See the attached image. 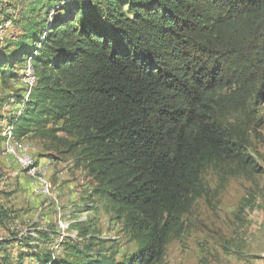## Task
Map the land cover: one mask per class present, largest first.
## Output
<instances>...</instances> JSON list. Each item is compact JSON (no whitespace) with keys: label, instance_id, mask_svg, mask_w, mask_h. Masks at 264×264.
Instances as JSON below:
<instances>
[{"label":"trees","instance_id":"obj_1","mask_svg":"<svg viewBox=\"0 0 264 264\" xmlns=\"http://www.w3.org/2000/svg\"><path fill=\"white\" fill-rule=\"evenodd\" d=\"M28 10L18 37L0 47L2 83L18 81L27 63L35 79L8 123L16 138L74 151L94 183L90 197L110 204L136 250L118 258L96 237L13 262L18 241L7 237L0 264L162 263L205 194L204 173L255 170L243 128L264 100V0H32ZM2 141L0 130V156Z\"/></svg>","mask_w":264,"mask_h":264},{"label":"rangeland","instance_id":"obj_2","mask_svg":"<svg viewBox=\"0 0 264 264\" xmlns=\"http://www.w3.org/2000/svg\"><path fill=\"white\" fill-rule=\"evenodd\" d=\"M31 1L0 0L6 5V14L0 15V47L14 41L22 31L21 25L28 23ZM39 12L32 14L33 21ZM27 67L22 69L20 81H0L1 132L16 110L15 98L10 97L14 92L22 95L27 85L23 79L32 76ZM256 109L254 120L243 128L255 170L228 164L209 168L203 176L205 194L183 217L184 229L171 238L160 264H264V100ZM23 143L37 164L47 165L51 189L36 194L37 184L7 158L2 142L0 209L7 212V220L0 225V239H17L9 250L13 262L18 254L30 250L56 256L57 252L65 253V244L83 248L89 239L97 238L106 247L112 246L118 258L136 250V243L123 232L110 204L98 196L90 197L94 183L84 165L76 163L74 151L31 135ZM73 193L78 195L71 196ZM33 262L24 260V264Z\"/></svg>","mask_w":264,"mask_h":264},{"label":"bare ground","instance_id":"obj_3","mask_svg":"<svg viewBox=\"0 0 264 264\" xmlns=\"http://www.w3.org/2000/svg\"><path fill=\"white\" fill-rule=\"evenodd\" d=\"M27 64H28L27 68L30 70L31 69L30 63H27ZM28 74H32V76L30 75V76H27L25 79H23V82L27 84L26 89L23 92L22 100L14 104L16 105V110L14 113H12V116L19 115L22 109H24L25 104L29 99L30 90L34 84V76H33L32 69H31V73L29 72ZM1 137L3 138V141H2L3 148H4L5 154L7 155V158L10 159L12 162L16 163V165L19 168L25 170L27 174L29 175V177L32 180H34V183L37 184L35 193L40 194L43 191L49 192L48 190L51 189V186L47 179V174H48L47 165L37 164L36 163L37 161H35L33 156L29 155L30 150L24 144L25 142L23 143L24 138H16L13 134V127L9 123H7L5 128H3L1 132ZM38 165H40V168L38 167Z\"/></svg>","mask_w":264,"mask_h":264},{"label":"crops","instance_id":"obj_4","mask_svg":"<svg viewBox=\"0 0 264 264\" xmlns=\"http://www.w3.org/2000/svg\"><path fill=\"white\" fill-rule=\"evenodd\" d=\"M70 190H73V189H71V188H70ZM75 195L77 196L78 194H76V193H73L71 196H75Z\"/></svg>","mask_w":264,"mask_h":264},{"label":"built area","instance_id":"obj_5","mask_svg":"<svg viewBox=\"0 0 264 264\" xmlns=\"http://www.w3.org/2000/svg\"><path fill=\"white\" fill-rule=\"evenodd\" d=\"M29 155H32V153H29ZM22 156H24V155H22ZM38 167L40 168V165H38ZM33 193H34V191H33Z\"/></svg>","mask_w":264,"mask_h":264},{"label":"clouds","instance_id":"obj_6","mask_svg":"<svg viewBox=\"0 0 264 264\" xmlns=\"http://www.w3.org/2000/svg\"><path fill=\"white\" fill-rule=\"evenodd\" d=\"M88 213V212H87Z\"/></svg>","mask_w":264,"mask_h":264}]
</instances>
